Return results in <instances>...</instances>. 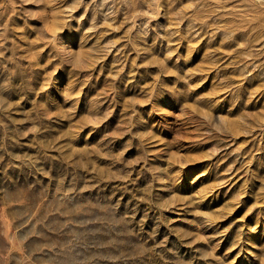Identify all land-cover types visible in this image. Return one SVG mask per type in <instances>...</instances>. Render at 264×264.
I'll return each mask as SVG.
<instances>
[{"label":"rangeland","instance_id":"obj_1","mask_svg":"<svg viewBox=\"0 0 264 264\" xmlns=\"http://www.w3.org/2000/svg\"><path fill=\"white\" fill-rule=\"evenodd\" d=\"M0 264H264V0H0Z\"/></svg>","mask_w":264,"mask_h":264}]
</instances>
